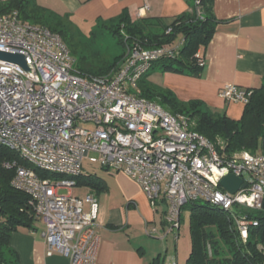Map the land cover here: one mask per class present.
Masks as SVG:
<instances>
[{
	"label": "built area",
	"instance_id": "obj_1",
	"mask_svg": "<svg viewBox=\"0 0 264 264\" xmlns=\"http://www.w3.org/2000/svg\"><path fill=\"white\" fill-rule=\"evenodd\" d=\"M180 45L135 46L113 78L83 76L59 35L21 21L15 11L0 15V52L22 55L28 67L0 61V147L22 163L6 161L2 167L13 170L10 186L29 198L36 221L43 223L48 256L98 264L97 201L72 194L84 161L135 182L152 208L164 205L163 223L175 241L188 203L204 201L224 211L263 209L264 156L228 157L191 131L187 118L140 97L137 82L150 64L173 57ZM195 59L203 67L199 52ZM250 94L224 85L220 96L245 105ZM228 175L242 181L234 194L220 186ZM235 221L244 241L248 228L257 226L247 214ZM155 232L146 231L150 237Z\"/></svg>",
	"mask_w": 264,
	"mask_h": 264
},
{
	"label": "trees",
	"instance_id": "obj_2",
	"mask_svg": "<svg viewBox=\"0 0 264 264\" xmlns=\"http://www.w3.org/2000/svg\"><path fill=\"white\" fill-rule=\"evenodd\" d=\"M14 11L21 21L59 35L70 56L71 53H79L73 49L71 52L67 45V38H73L67 18L54 15L38 6L35 0H4L0 3V15ZM217 24L219 22L213 15V0H192L190 12L170 21L145 18L132 22L123 14L97 23L91 36L96 39L100 32L108 33L126 49V53L111 64L101 62L98 53H92L89 59L82 56L78 61L71 57L75 70L81 75L113 78L132 47L156 50L181 43L173 57L163 56L150 64L137 82L140 97L172 115L187 118L191 131L208 139L228 157L241 152L264 156V82L260 87L248 90L251 94L238 120L214 113L200 101L181 103L172 93L147 82L151 74L158 72L199 77L202 67L197 65L195 55L206 48ZM6 161L22 164L16 154L0 147V264H17L14 253L9 250L10 237L20 230L34 231L36 219L29 198L10 186L13 170L2 167ZM74 180L76 188H86L97 195L107 191L105 182L95 175L81 174ZM197 202L187 204L191 212V249L185 264H264V209L256 211L234 207L224 211L210 203ZM239 213L247 214L257 223V226L248 228L245 241L236 226L235 218ZM151 264H162V259L159 256Z\"/></svg>",
	"mask_w": 264,
	"mask_h": 264
},
{
	"label": "crops",
	"instance_id": "obj_3",
	"mask_svg": "<svg viewBox=\"0 0 264 264\" xmlns=\"http://www.w3.org/2000/svg\"><path fill=\"white\" fill-rule=\"evenodd\" d=\"M192 0H35L43 7L77 27L104 23L126 14L132 22L145 18L170 21L190 12ZM213 15L217 24L214 34L200 57L204 61L199 77L160 73L155 81L160 90L174 95L177 101L202 102L210 111L238 120L244 105L224 100L221 89L234 85L243 90L260 87L264 82V0H213ZM155 74V73H154ZM113 180L107 191L96 194L86 188L98 204L95 231L98 238V264H151L160 256L162 264H177V243L174 253L152 249L151 237L143 234L155 229V235L166 239L163 213L152 208L140 187L119 173L105 171ZM160 206V205H159ZM87 210L88 207L86 206ZM153 225V226H152ZM157 226V227H156ZM20 230L9 240V250L17 264H69L58 255H47L48 246L43 229ZM153 239V238H152ZM163 244L165 241H162ZM165 245V244H164Z\"/></svg>",
	"mask_w": 264,
	"mask_h": 264
},
{
	"label": "rangeland",
	"instance_id": "obj_4",
	"mask_svg": "<svg viewBox=\"0 0 264 264\" xmlns=\"http://www.w3.org/2000/svg\"><path fill=\"white\" fill-rule=\"evenodd\" d=\"M4 0H0V3ZM70 31L72 32L73 38H67L66 42L69 46L71 52L72 49L74 51H77L79 53L73 54L71 53V56L78 61L82 56L85 57V59H89L91 54H99V59L101 62H107L108 64L113 63L116 61L119 57H121L124 53H126V49L122 47L121 45L117 44L116 40H114L108 33L100 32V34L97 36L96 39L92 38V31L94 30L92 26H79L77 27L75 24H71ZM155 77H160L158 73L151 74L147 82L150 85H153L157 87L159 84L155 81ZM106 170L101 169L97 165L89 164L87 161L83 162L82 166V174L85 175H95L101 179H105L108 184H112V179L107 175L105 172ZM61 194H68V191L61 190ZM86 193V189H73L72 194L73 196H83V194ZM197 203L203 204V201H198ZM158 213L157 218H159V215L163 213L166 210V207L164 205H160L157 207ZM190 209L188 205H185L181 212V223H180V230L178 232V243H177V255H178V263L177 264H185L186 259L189 256L190 249H191V240H190V231H189V223H190ZM1 222V218H0ZM35 227H37L39 230L43 231L45 230V227L41 221H35ZM153 226V225H152ZM157 227V226H156ZM152 227L149 229H146V231H150ZM146 231H143V234L145 237L150 239L146 233ZM174 232L169 233V235L166 237V239L160 238V235H153L151 236L153 251L155 252L156 249H159L160 251L164 252V247L168 248V256L175 254L174 252ZM153 238V239H152ZM165 241V245L162 241ZM211 253V250H209ZM222 256L220 255L219 258Z\"/></svg>",
	"mask_w": 264,
	"mask_h": 264
},
{
	"label": "water",
	"instance_id": "obj_5",
	"mask_svg": "<svg viewBox=\"0 0 264 264\" xmlns=\"http://www.w3.org/2000/svg\"><path fill=\"white\" fill-rule=\"evenodd\" d=\"M0 61L17 64L25 71L28 70L24 57L19 54H9L5 52H0ZM220 186L230 194H234L239 188H243L242 181L232 175H228L224 177L220 181ZM263 209H264V204H263Z\"/></svg>",
	"mask_w": 264,
	"mask_h": 264
}]
</instances>
